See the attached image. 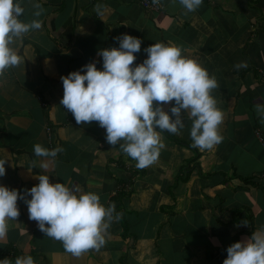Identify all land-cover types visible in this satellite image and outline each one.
Wrapping results in <instances>:
<instances>
[{
	"label": "crops",
	"instance_id": "0c3cea01",
	"mask_svg": "<svg viewBox=\"0 0 264 264\" xmlns=\"http://www.w3.org/2000/svg\"><path fill=\"white\" fill-rule=\"evenodd\" d=\"M140 2L40 0L36 17L34 0H22L21 18L43 24L14 44L25 63L0 75V158H7L0 183L25 193L47 171L52 182L97 192L105 205L115 202L122 216L111 222L99 250L77 256L41 231L18 198L20 215L9 218L0 236V258L12 253L13 264L24 254L37 264H223L231 243L264 226V119L256 108L264 104V0H203L195 11L180 0H159L158 10ZM121 33L142 40L134 64L148 55L145 47L165 41L216 76L212 95L224 114L220 143L194 147L185 114L179 132L160 130L165 146L158 159L139 168L107 141L98 121L76 122L60 103L61 76L92 61L102 67L98 50L119 46L114 37ZM240 61L247 67L237 68ZM172 103H164L165 110ZM37 142L63 151L38 156ZM120 182L126 196L118 197Z\"/></svg>",
	"mask_w": 264,
	"mask_h": 264
},
{
	"label": "clouds",
	"instance_id": "9594fccd",
	"mask_svg": "<svg viewBox=\"0 0 264 264\" xmlns=\"http://www.w3.org/2000/svg\"><path fill=\"white\" fill-rule=\"evenodd\" d=\"M159 2V0H154ZM188 11H195L203 0H180ZM40 16V0H34ZM25 9L22 0H0V75L5 69L25 63L21 51L14 47L17 40L43 21L22 19ZM119 46L98 50L102 67L88 62L81 69L61 76L64 94L61 104L72 112L77 123L98 121L106 129V139L119 144L143 168L155 162L165 146L160 130L176 133L185 127L184 116L191 119L190 135L193 146L212 149L224 137L220 125L222 109L212 95L218 87L214 74L193 57L183 54L182 46L155 41L144 48L148 55L140 63L136 53L142 40L130 33L114 37ZM237 68L247 67V61L237 62ZM170 111L164 103L172 102ZM257 113L264 119V104H257ZM63 146L54 148L37 142L34 153L55 158ZM6 159L0 158V176L6 174ZM44 160L41 168L47 169ZM38 183L25 193L18 188L0 183V236L7 233L9 218L20 215L18 198L28 205L29 216L38 222L41 231L63 242L74 255L106 243V233L114 219L122 216L115 202L105 205L97 192L84 191L57 180L52 182L47 171L37 174ZM31 194L30 197L28 194ZM245 223H248L246 220ZM223 264H264V226L254 230L246 239L227 247ZM0 264H13L9 257L0 258ZM14 264H37L31 254L15 257Z\"/></svg>",
	"mask_w": 264,
	"mask_h": 264
},
{
	"label": "built area",
	"instance_id": "2783aa9c",
	"mask_svg": "<svg viewBox=\"0 0 264 264\" xmlns=\"http://www.w3.org/2000/svg\"><path fill=\"white\" fill-rule=\"evenodd\" d=\"M141 5L146 8V9H149V10H158L159 9V4L156 3V2H153V0H141ZM257 136L259 137L260 134L257 132ZM9 258L12 257V253H9L8 254Z\"/></svg>",
	"mask_w": 264,
	"mask_h": 264
},
{
	"label": "trees",
	"instance_id": "16d2710c",
	"mask_svg": "<svg viewBox=\"0 0 264 264\" xmlns=\"http://www.w3.org/2000/svg\"><path fill=\"white\" fill-rule=\"evenodd\" d=\"M120 183H121V186H122L123 188H122V191L119 192L118 197L126 196L128 193L125 192V190H124L125 184H124L123 182H120ZM1 258H3V256H2Z\"/></svg>",
	"mask_w": 264,
	"mask_h": 264
}]
</instances>
